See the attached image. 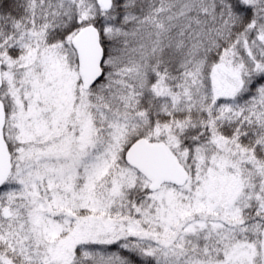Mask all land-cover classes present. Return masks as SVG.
<instances>
[{"label": "snow or ice", "instance_id": "snow-or-ice-1", "mask_svg": "<svg viewBox=\"0 0 264 264\" xmlns=\"http://www.w3.org/2000/svg\"><path fill=\"white\" fill-rule=\"evenodd\" d=\"M0 264H264V0H0Z\"/></svg>", "mask_w": 264, "mask_h": 264}]
</instances>
